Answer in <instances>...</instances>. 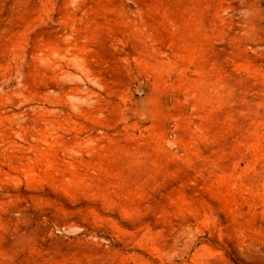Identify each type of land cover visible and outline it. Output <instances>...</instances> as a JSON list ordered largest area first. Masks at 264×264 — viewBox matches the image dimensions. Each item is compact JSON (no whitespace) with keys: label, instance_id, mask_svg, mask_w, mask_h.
Here are the masks:
<instances>
[{"label":"rangeland","instance_id":"1","mask_svg":"<svg viewBox=\"0 0 264 264\" xmlns=\"http://www.w3.org/2000/svg\"><path fill=\"white\" fill-rule=\"evenodd\" d=\"M0 264H264V0H0Z\"/></svg>","mask_w":264,"mask_h":264}]
</instances>
